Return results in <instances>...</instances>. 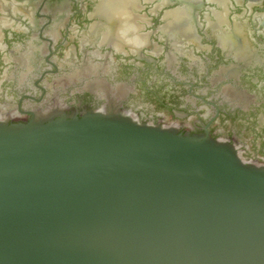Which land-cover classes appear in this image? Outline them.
<instances>
[{"label": "water", "instance_id": "water-1", "mask_svg": "<svg viewBox=\"0 0 264 264\" xmlns=\"http://www.w3.org/2000/svg\"><path fill=\"white\" fill-rule=\"evenodd\" d=\"M56 117L0 121V264H264L263 167L114 110Z\"/></svg>", "mask_w": 264, "mask_h": 264}, {"label": "flooded vegetation", "instance_id": "flooded-vegetation-1", "mask_svg": "<svg viewBox=\"0 0 264 264\" xmlns=\"http://www.w3.org/2000/svg\"><path fill=\"white\" fill-rule=\"evenodd\" d=\"M134 1L128 20L100 0H0V121L114 110L264 168V0Z\"/></svg>", "mask_w": 264, "mask_h": 264}, {"label": "bare ground", "instance_id": "bare-ground-1", "mask_svg": "<svg viewBox=\"0 0 264 264\" xmlns=\"http://www.w3.org/2000/svg\"><path fill=\"white\" fill-rule=\"evenodd\" d=\"M8 1V0H7ZM101 2H100V4H104L105 6L104 7H102L103 8V11H104V13H109V14H113L114 13V11H118V10H122V9H124V7L125 6H129L128 7V13H127V15H126V19H128V20H131V19H133V13L131 12L132 10V8H130L131 7V4L132 3H134L135 1L134 0H100ZM195 1V0H194ZM136 3V2H135ZM3 5V4H2ZM99 5V4H98ZM111 5H116L117 7H115V6H111ZM5 6V5H4ZM106 6H108V12H107V8H105ZM10 7V6H9ZM14 7V6H13ZM1 8H2V6H1ZM101 8V9H102ZM126 9V8H125ZM190 9V8H189ZM217 11V10H216ZM223 11V10H222ZM225 11V10H224ZM223 13V12H222ZM227 14V13H226ZM171 16L172 17H174V19H178V20H183V19H187V14H186V9L184 8V7H181V9L179 10V11H177V12H175V13H173V14H171ZM124 17V16H123ZM104 18V17H103ZM221 18H222V16L221 15H219L218 17H217V19H220L221 20ZM137 19V18H136ZM172 19V18H171ZM216 20V19H215ZM220 20H218V21H220ZM135 21V20H134ZM217 21V20H216ZM215 21V22H216ZM217 21V22H218ZM119 22V21H118ZM223 22V21H222ZM225 22V21H224ZM223 22V23H224ZM123 23L124 22H122L121 24H122V27H123ZM132 23V22H131ZM130 22H129V26H127L126 28L124 27L123 29H125V32H126V30L127 31H133L134 29H135V27L133 26V25H130L131 24ZM214 23V22H213ZM135 24H137V23H135ZM118 25H119V23H118ZM220 25V24H219ZM221 25H223V24H221ZM119 26H121V25H119ZM131 26H133L134 27V29L131 27ZM141 26V25H140ZM218 26V25H217ZM225 26H227V25H225ZM243 26V25H242ZM122 27H121V29H122ZM138 27V26H137ZM221 27V26H220ZM220 27H219V29H220ZM139 28H141V27H139ZM138 28V29H139ZM137 30V29H136ZM241 30V29H240ZM124 31V30H123ZM122 31V33H124ZM135 32V31H134ZM139 32V31H138ZM227 32V31H226ZM248 32V31H247ZM120 33V32H119ZM128 33V32H127ZM126 33V34H127ZM132 33V32H131ZM136 33V32H135ZM134 33V34H135ZM218 33H219V31H218ZM139 34V33H138ZM115 35H118V33L117 34H115ZM120 35V34H119ZM128 35V34H127ZM126 35V36H127ZM219 35V34H218ZM135 36V35H134ZM216 36V35H215ZM104 37V36H103ZM117 37V36H116ZM116 37H114L113 38V40L116 38ZM119 37V36H118ZM121 37L124 39V35L122 34L121 35ZM137 37V36H136ZM136 37H134L135 39H137ZM122 38H120L121 40H122ZM216 38V37H215ZM104 39H105V37H104ZM118 39V38H117ZM135 39H132V41L133 40H135ZM225 39V38H224ZM116 40V39H115ZM128 40H129V37H128V39H127V42H128ZM139 40V39H138ZM188 40V39H187ZM103 41V40H102ZM120 41V40H119ZM131 41V40H130ZM131 41V42H132ZM135 42H137V40L135 41ZM139 42V41H138ZM137 42V43H138ZM186 42V41H185ZM189 42V41H188ZM134 43V42H133ZM116 44V43H115ZM131 44V43H130ZM129 44V45H130ZM135 45V44H134ZM223 45V44H222ZM116 46V45H115ZM227 47V46H226ZM28 48H29V46H28ZM230 48V47H229ZM30 49H28V51H29ZM35 50V49H34ZM233 50V49H232ZM28 51H26L27 53H28ZM31 51H33V50H31ZM25 52V51H24ZM242 52V51H241ZM27 53H24V54H27ZM184 53V52H183ZM30 54V53H29ZM243 54V53H242ZM30 56H31V54H30ZM68 56V55H67ZM27 59H28V57H27ZM30 59H31V57H30ZM26 60V59H25ZM35 60V59H34ZM30 61V60H29ZM24 63H26V62H24ZM32 63V62H31ZM27 64V63H26ZM32 65V64H31ZM59 66V65H58ZM27 67V66H26ZM82 67V66H81ZM32 68V67H31ZM37 68V67H36ZM35 68V69H36ZM29 70H30V67L28 68ZM86 69V68H85ZM94 70V69H93ZM26 71V70H25ZM74 71H75V69H74ZM87 71V70H86ZM70 72V71H69ZM76 72H78V71H76ZM75 72V73H76ZM26 74V73H25ZM73 76V75H72ZM67 78V77H66ZM75 78V77H74ZM70 79V78H69Z\"/></svg>", "mask_w": 264, "mask_h": 264}]
</instances>
